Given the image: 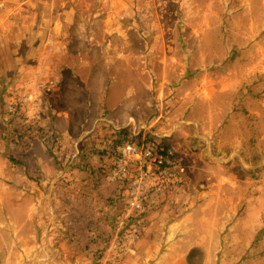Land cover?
Here are the masks:
<instances>
[{"label": "rangeland", "instance_id": "374dc122", "mask_svg": "<svg viewBox=\"0 0 264 264\" xmlns=\"http://www.w3.org/2000/svg\"><path fill=\"white\" fill-rule=\"evenodd\" d=\"M33 1L15 18V32L26 36L17 49L35 57L44 39L61 40L59 80L36 74L39 102L18 94L5 122L8 136L24 147L36 139L58 164L59 176L47 185L73 170L106 180L111 155L95 151L94 165L90 141L108 140L112 124L101 119L89 130L83 119L118 108L165 137L186 168L179 186L146 201L140 238L118 264H264V0ZM51 89L60 95L47 102L42 123L39 105ZM54 108L71 124L82 121L69 147L51 121ZM47 193L35 211L43 222L35 249L19 264H99L124 209L122 188L94 218L66 201L52 207ZM1 195L8 206L11 199ZM79 213L82 241L72 221ZM62 241L82 256L62 250Z\"/></svg>", "mask_w": 264, "mask_h": 264}, {"label": "crops", "instance_id": "0c3cea01", "mask_svg": "<svg viewBox=\"0 0 264 264\" xmlns=\"http://www.w3.org/2000/svg\"><path fill=\"white\" fill-rule=\"evenodd\" d=\"M32 3H34L33 0H0V208H2V219H0V264H19L23 253H29L30 249H35L36 226L43 225L42 219L37 218L35 213L36 209L40 207V194L48 192L49 203L52 207L59 208L63 205L62 201H66L65 206L69 204L70 208H76L82 210V212L88 210L90 218H94L93 216L96 217V211L105 206L106 199L118 195L120 189L119 184L115 181L104 180L96 182L92 175L81 170H73L71 174H67L66 178L61 180L56 178L47 185L46 182L49 179L59 176L58 164L53 161L46 149L36 139L31 140L30 145L24 147L23 139H20L22 142H18L12 134L9 133L8 136L7 122H5L6 116H8L5 114L7 104L13 101L20 93H25L29 98H35L39 102L36 98L40 97L35 85L37 82L36 74L41 80H49L54 76L59 80L58 69L55 64L56 58H58L60 53L64 52V45L61 40L44 39L41 42L42 51L41 53L38 52L35 57H32L29 50L18 52L17 47L23 44L21 40L26 38V36L20 34V29L15 32L14 29L18 27H15V18L26 11L24 5H31ZM62 10L59 8L57 13L60 14ZM42 13L48 14L46 12ZM22 19L24 18L22 17ZM57 22L54 27L57 35L56 39H59L62 24L60 25L59 19ZM29 26L31 25L23 27L22 24L21 29L30 30L32 27ZM25 56L32 57L30 58L32 62L27 61L24 58ZM48 82H51V79ZM49 84L47 83V85ZM55 89H51L45 95L46 106L44 107L43 104L39 105V111L41 112L42 110V123L47 122V113L51 112L50 108V111H47V102H54L56 97L60 95ZM54 107L56 108V106ZM55 108L52 111L54 115H51L50 118L56 129L63 135V142L67 146L69 137L76 135L73 129L76 131V129L80 128L79 130H81L82 124L78 125V122L82 121L71 124L70 117L64 116L65 113L63 111L60 112L61 110ZM108 110L109 112L102 115L98 114L91 118H88V116L84 117L83 123L89 122L87 129H91L101 119L112 125L114 124L113 126L128 125L132 127L133 125H140L136 124L132 117L125 118L118 108L116 110L108 108ZM70 116L72 115L70 114ZM93 138V140H89L93 144L90 148L93 152L91 161L94 165H97L99 160L94 152L107 153L106 149H109V146L102 144L103 142H100L101 139L98 141L96 137ZM7 156H10V158L8 159ZM69 179L71 181L70 185L66 186L64 181ZM37 185H41V187L39 186V188ZM56 192L58 195L63 193L66 199L59 196L56 199ZM1 193L6 194L11 199L8 206ZM81 214L79 213V216L76 217L77 223L72 220L80 241L83 240L84 234L83 221L80 219ZM25 231H29V235H26ZM46 236L53 238L52 233H48ZM44 241V248L50 245L46 237ZM59 244L62 250L78 255L77 258L82 256L80 250L71 251L64 241ZM169 246L172 247L170 243ZM139 247L140 245L138 249Z\"/></svg>", "mask_w": 264, "mask_h": 264}, {"label": "built area", "instance_id": "2783aa9c", "mask_svg": "<svg viewBox=\"0 0 264 264\" xmlns=\"http://www.w3.org/2000/svg\"><path fill=\"white\" fill-rule=\"evenodd\" d=\"M111 126L112 135L102 143L109 146L106 154L112 158L105 178L119 184L125 200L99 264H118L132 251L144 228L146 201L179 186L186 175L165 137L148 124Z\"/></svg>", "mask_w": 264, "mask_h": 264}]
</instances>
